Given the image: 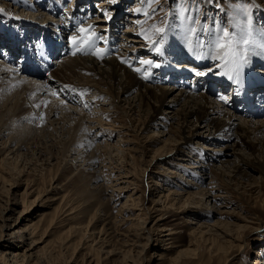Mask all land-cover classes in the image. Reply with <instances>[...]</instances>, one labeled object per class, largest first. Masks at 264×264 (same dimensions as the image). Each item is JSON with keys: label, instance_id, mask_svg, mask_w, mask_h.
Listing matches in <instances>:
<instances>
[{"label": "rangeland", "instance_id": "1", "mask_svg": "<svg viewBox=\"0 0 264 264\" xmlns=\"http://www.w3.org/2000/svg\"><path fill=\"white\" fill-rule=\"evenodd\" d=\"M98 1L92 0L89 3L93 14L108 18L119 12L120 26L130 19L135 20L133 29L134 34L138 36L127 34L135 44H138L136 40L143 39L139 42L143 48L138 49L135 57L141 54V50L152 46L151 41L145 39V36L151 37V40L159 39L151 27L153 24L166 29L159 44L160 58L143 53L146 55L143 59L152 60L153 66L164 64L163 58L172 63L171 55L164 52L166 49L164 46L168 41L169 44H174L173 47L176 49L182 51L184 48L188 55L191 52L192 54L204 52L206 47L211 50L210 53L217 55L214 40L221 34L222 29L226 28L230 33H236L239 38L241 26L247 24L250 25L253 39L260 40L261 35L264 34V9H261L264 8V0H179V3L177 0H157L150 5H146L144 0H107V8L104 9V12H108L107 15L101 13L102 8H98ZM80 2L84 4L83 1ZM257 2L261 4L257 5ZM24 3L25 0H0V10H2L0 15L2 14L5 20L8 19L5 17H15L20 14L25 20L29 18L35 20L34 15H41L40 18L48 17L42 12L45 10L38 6L34 11L35 14L31 16L24 10L25 7L22 6ZM80 7L81 5L77 6ZM185 7L191 8L188 15L195 17V25L191 20L184 19ZM151 9H156L154 14H151ZM117 15L118 13L110 20L114 18L116 22ZM40 18L37 20L42 21L43 19ZM110 20L106 21V25L111 29L114 25H111ZM188 27L202 28L204 31L199 37L192 34L189 42L186 36ZM198 40L203 41L201 46H197ZM183 51L181 55L186 58L187 54L185 55ZM262 52L264 49H260L259 53V48L246 52L244 65L247 67L250 64L248 62L250 55L256 57ZM139 66L142 65H135L137 68ZM255 67L260 69L259 66ZM57 68L48 75L57 79L61 85H68L67 79ZM261 70L264 72V69ZM153 71L151 70L150 73ZM142 75L144 77V73ZM26 79L36 80L32 77ZM91 84H94L95 88L89 87V93H95L100 89L105 91L107 96L104 93L97 102L93 104L90 102L89 107L99 103L98 108L107 112V114L104 112L105 118L117 120V125L112 127L114 131L109 130L107 126L110 125L93 123V128L88 129L86 133L87 138H93L90 144L92 147L88 144V148L84 149L70 146L68 148L70 151H64L60 142L64 139L63 134L53 128H46L48 131L43 129L44 123L40 120L41 115H38L36 109H34L35 114L22 115L13 121L0 119L2 122L0 124L4 123L2 130L8 133V136L17 135L16 140H18L23 133L21 137L25 134V137L31 140L30 146L24 145L18 152L16 160L12 158L11 151L16 149L17 141L12 142L10 145L12 150L9 152H4L2 145L0 146V175L8 180L3 188L0 180L2 189L0 190V224L4 217L9 216L8 222L11 224L18 218L15 222L17 224L15 230L24 231L26 234L32 233L31 229H34L33 238H36L35 242L39 241L35 250L41 248L40 254L36 256L37 259L34 258L36 264H84L91 258L95 259L94 262L97 264H264V179L258 184H251L245 179L230 181V177L220 173V162L217 161H211V169L190 168V162H194L198 157L189 154V149H185L184 153L178 150L180 145L177 143L181 141L182 134L173 121L161 128L156 127L157 124L144 128L146 115L142 116L138 111L127 114L126 108L125 111L122 107L111 105L112 97L117 94L112 84H109L112 85V89L107 84ZM143 84L149 85L145 82ZM47 86L50 88L48 84ZM150 86L156 88L158 93L160 87L174 88L155 84ZM53 88L56 87L53 86L49 90L50 93ZM56 90L58 91L57 88ZM180 91L183 90L174 88V93ZM53 99L57 100L55 97ZM166 100H170V97ZM67 105L73 106L71 103ZM218 105L232 114L233 125H240L242 119H245L230 111L225 105L221 103ZM104 114L102 116H105ZM216 116L229 121V118L223 114ZM246 119L253 122L257 120ZM121 122L125 127L119 125ZM23 123H26L30 130L26 128V131H21L18 127H13ZM211 130L213 131L214 127ZM204 132L207 135L208 132L205 130ZM31 133L34 135L32 136ZM161 134L164 136L160 137V142L152 141ZM261 135L263 133L253 135L254 138L250 137L248 140L258 142L261 140ZM216 136H219L217 142L230 146L227 149L231 154L227 158L248 152L246 146L241 144L240 150L233 144L234 140L229 139L226 133L220 132ZM168 137L170 141L166 140ZM51 138L52 140L45 143ZM106 142L115 146L106 149L103 146L97 147L98 144L104 145ZM196 145V142H192L190 146L195 149ZM162 150L173 151L169 157L163 156L153 160L155 154L164 153ZM92 151L95 154L93 166L91 165L93 168L89 167V164L81 163L80 158H74L77 153L88 157ZM204 152L202 151L201 155ZM50 154H53L52 159L49 158ZM260 159L264 160V155ZM250 160L254 163L253 159ZM252 169H247L249 177H259L256 170ZM253 185L256 186L252 187ZM207 189L216 198H207L206 195L202 197L196 193ZM189 193L194 195L189 196L188 199ZM186 198L189 202H185ZM5 208L11 210H6L2 215L1 212ZM41 228L46 229L44 236L39 233ZM27 242L30 243L29 240ZM29 243L15 253L22 254L29 248ZM108 243V246L114 244L117 246L116 254H105ZM17 244L23 245L22 242ZM101 245L103 248L100 247ZM189 249H193L195 254L181 255L180 260H177L178 263L174 261L179 252ZM126 251L128 259L123 257ZM105 256L107 257L104 258Z\"/></svg>", "mask_w": 264, "mask_h": 264}, {"label": "bare ground", "instance_id": "2", "mask_svg": "<svg viewBox=\"0 0 264 264\" xmlns=\"http://www.w3.org/2000/svg\"><path fill=\"white\" fill-rule=\"evenodd\" d=\"M101 1H104V0H101ZM104 4H105L104 2H101V5H104ZM258 4L260 5L261 2H257V5ZM83 8L84 7L81 6L80 8H76V10L77 9L83 10ZM261 9H264V8L262 7ZM85 10L89 12L88 9L85 8ZM40 19H43L42 21H46V24L48 23L52 27H55L54 29L55 31L56 30L62 31L66 29L68 26V24L64 21V19H62V17L56 20L49 19V18H40ZM99 20L103 21L104 19L100 18ZM132 20L133 19H131V21ZM110 21H111V25L115 26L114 18ZM134 24L135 23H133V25L128 24L124 32H126L127 34L131 33L133 31L132 28L135 27ZM98 25L100 26V24ZM102 28H105V27L102 26ZM37 30L39 31L38 27H37ZM129 36L130 35H126L125 37L126 43L124 45L128 47V50H129L127 52L128 55L130 54V55L135 56L138 49L140 47L143 48V46L140 45L139 43L140 41H143V39L136 40L138 44H135L133 43V39H130ZM171 38L175 39V37L173 36H171ZM113 40H114V37L111 40V43H115V42H112ZM129 41H130V44L128 43ZM215 42L216 41L214 40V45H215ZM177 46L179 47V45ZM212 53L213 52H211L210 54L209 49H207L206 47V50H204V52L201 51L196 54H192L191 52V54L189 55L190 56L193 55V58H195V61L198 63H205V62L207 63V62L214 60L213 62L214 67L212 66L209 69L214 68L215 70H217V66L222 63L219 64L218 60L214 59V57L216 56L214 55L215 53L214 54ZM259 53H260V48H259ZM181 57L183 56L181 55ZM129 59H131V57H128V60ZM248 62H250V64H248L247 67L243 64L238 74L231 73V72H229L228 74H224L226 71L224 67L223 68L220 67L221 69L220 71L222 74L225 75L226 78L230 76H236L238 78V76H240L244 80H246L247 83H250L252 80L256 78L262 79L263 76L253 74V68L255 66H259L260 68L264 69V52H262L260 55L258 54L256 57L255 55H250V59ZM255 62H256V65H255ZM128 64L123 65L120 62L119 58H116L113 56H110L108 58H104L102 56L101 58L96 55L95 56H85V57H71V58L60 61L58 63L57 70L60 73H62V76H64V78L67 79L66 82H68L67 84L69 88L75 89V94L80 93V92L84 93L83 97L81 98L82 102L76 103L73 101V96H74L73 94H70L71 97H69L68 99L64 96L60 100L53 99L52 93H50L49 90L53 86H55L57 87L58 91H60V89H63V87L65 86V85H61V83L57 79H54L53 77L49 75H47L42 81L26 79V78H31V77L24 76V75L21 76L19 74H16L13 69L0 63V107H1L0 119L5 120L6 118L7 120L11 119L13 121V119L20 118L22 115L35 114L34 109H36L38 110V115L43 114V117L45 116V119L43 120L44 124L42 126L43 129L53 128V130L55 129V131H60L63 134L62 136L64 137V139H62L60 142L62 144L61 147L64 149V151L69 150L68 148L70 146L84 149L87 147V144H88L89 147H92V145L90 144H92L93 138L92 139L91 137L87 138L86 133L88 129L90 130L93 128L92 127L93 123H97L98 125H102V124L110 125L107 127L109 128V130H113L112 127L117 125L116 124L117 120L112 119V118H111L112 120L111 119L108 120V118H105L106 115L104 114V112L106 114L107 112L104 109H102L101 111V109L98 108L99 103H96L97 105L95 106L89 107L90 102L92 104L97 102L98 99L104 93L106 95V92L98 89L95 93H89L88 89L89 87L95 88L94 84H91V83H97V85H99L100 83L107 84L109 88L111 89L113 88L112 87L113 85L115 87L113 88L114 91L115 89L117 90L116 92L117 96L115 95V97H112L113 104L111 105L113 106L115 105L114 107H122L123 109L126 108L128 112L125 109L124 110L126 111L127 114H129L130 112L133 114V113H136V111H138L142 113V116L146 115V121L144 123L145 124L144 128H147L148 126L152 124L153 125L157 124L156 127L160 126L161 128V127L166 126L168 122L173 121L177 129L182 134L181 141L177 143L180 145V148L178 150L184 153L185 149H189V154H192L193 156L198 157V158L196 157L197 159H195L194 162H190L191 164H193L192 166H190L191 164L189 165L190 168H194V169L198 168L201 170H206L208 168L211 169V164H212L211 161H214V162L217 161V162H220V166H219V168H221L220 173L223 174L224 176L230 177L229 179L230 181L235 180V179L236 180L245 179L246 181L251 182V184H258L262 182V180L264 179V160L260 158L264 155V119H257L256 121L253 122V120H248L245 118V119H242L243 123L241 122L240 125L239 124L233 125L232 120H231L232 114H230V112L227 109L220 107L218 105L220 103H217L214 100H210V98H208L207 96L203 94L195 95V93H190L184 90L176 94L174 93V88H168V87H162V88L160 87L159 89L160 93H158L156 91V88H154L153 86L143 84L144 82L143 80L145 76L143 77V75L140 74V72L136 71L137 67L130 69L128 67ZM252 64L255 66H253ZM178 66L184 67L185 64H181ZM181 67H177V69ZM162 70H163L162 68H158V74L161 73ZM154 71L153 73L155 74ZM183 72H187V69H185V67H184ZM45 79H47L46 82H45ZM107 81L110 83H107ZM47 84L50 86V88H48ZM109 84H112V85H109ZM65 93L69 94V92L67 91H65ZM111 96L109 95V97ZM167 97H170V100H166ZM46 101L48 102L47 106H45L44 104V102ZM62 101H67V102L62 103ZM84 102H86V104L88 105L87 107L84 106L85 105ZM68 103H71L73 106H68L67 105ZM38 104L40 105V107L36 106ZM176 107H179V109H177ZM102 114H104L105 116H102ZM216 114L218 115L223 114V116L229 118V121H225V119H222V118L220 119V117L216 116ZM119 125L121 127H125L124 123L122 122ZM3 126H4V123L3 125L0 124V146L2 145L1 148L4 149V152L5 151L9 152L12 150L11 149L12 147L10 146L12 145V142L17 141L15 142V144H17L15 147L16 149L11 151V153L13 152L12 158L15 159L18 157L19 155L18 152L21 151L24 145L30 146L31 140L28 137H25V134H24V137H21L23 136V133L20 135L21 138L19 137V139L16 140L17 135L16 137L8 136L9 134L4 133V131L2 130ZM13 127H16V128L18 127L19 129H21V131L22 130L26 131V128H29L27 127L26 123L25 124L23 123V125L21 124L15 125ZM212 127H214L213 131L211 130ZM48 129H46V131H48ZM204 130L208 132L207 135L204 134L205 133ZM16 132L18 133V131ZM220 132L226 133L229 139H233L235 142L233 144L238 146L240 150L242 149L241 144L243 146H246L248 148L247 150L248 152L238 153L236 154L234 158H227L231 154L229 149H227L230 146L228 144H222V143L217 142V138L219 136H216V135L219 134ZM33 133H31L32 136L34 135ZM161 133H163V131ZM262 133L263 135H261L262 136L261 140H259L258 142H252L248 140L250 139V137L254 138V136H256L257 134L260 135ZM162 136L164 135L161 134L160 136L153 139L152 141L160 142L161 141L160 137ZM5 137L7 138L4 140ZM169 138L170 137H168L166 140H169ZM50 140H52V138L49 140H46L45 143H48ZM51 142H50V145H51ZM125 142H128V141H125ZM192 142L197 143V145L195 146L196 147L195 149H192L193 147L190 146ZM98 146L99 147L103 146L106 149V147L111 148L115 145H111L110 143L106 142V144L104 145L98 144L97 147ZM3 149L1 150L2 152H3ZM93 151L91 153L89 152L90 156L88 157H85V155L77 153L74 158L75 159L80 158L81 163L84 162V164L86 165L89 164V167L93 168L92 164H93V161H94L93 158L95 155ZM164 151L166 150H162V152ZM172 151L173 150L169 152L168 151L164 152L162 154L161 153L155 154L152 159L158 160V158L160 157L162 158L163 156L169 157ZM202 151H205L203 155H201ZM112 152H114V149H112ZM253 154L257 156H252ZM52 155L50 154L49 158H51ZM4 159L5 157L2 158V161ZM250 159H253L254 163L251 162L252 160ZM185 160H187V158ZM251 168H253L252 170L255 169L256 174H259L260 176L259 177H255V176L249 177L248 170ZM0 180H2L1 187L3 188L5 186L4 184H7L6 181L8 180H5L3 175H0ZM202 181L204 180L202 179ZM255 186L256 185H253L252 187H255ZM1 187H0V190H2ZM210 192L211 191L207 189V190H200L196 193H199L202 197L206 195L207 198H210V197L216 198ZM193 195L194 193H189L187 198L189 199ZM187 198L185 202H189ZM6 210H11V209L5 208L4 210H2L1 214L3 215L6 212ZM8 217L9 216L4 217V219H2V223L0 224V264H36V261L34 260V258L40 254L39 250L41 248L38 250H35V248L38 247L37 244L39 241L35 242L36 238L35 239L33 238V236H35L33 234L34 229H31L32 233H26V234L24 233V231L21 232V231L15 230L14 228L17 225L15 222L18 221V218L15 219L13 223L11 224L10 222H8L9 220ZM158 220L159 219H157V221ZM39 233L41 236H44V234L46 233V229L41 228L39 230ZM28 240L30 241V243L27 242ZM17 242H20V243L22 242L23 245H18ZM28 243H29V248L25 249V251H23L22 254H20L19 252L15 253V251H18V249L23 247L25 244L27 245ZM109 243L106 246H108ZM100 247L103 248V245H101ZM116 251L118 252V248L114 244V245L108 246V250H106L105 254L114 255L116 254L115 253ZM41 253H42V250H41ZM185 254L194 255L195 253H193V249L181 251L179 252L177 256H175L174 261L176 260L175 262L178 263L177 260L179 259V256L185 255ZM126 255H127V251L126 253H124L123 257L127 258ZM106 257L107 256H105L104 258ZM35 259H37V257ZM94 260L91 258L89 261L86 260L84 264H97L96 262H94ZM105 264H109V263H105Z\"/></svg>", "mask_w": 264, "mask_h": 264}, {"label": "snow or ice", "instance_id": "3", "mask_svg": "<svg viewBox=\"0 0 264 264\" xmlns=\"http://www.w3.org/2000/svg\"><path fill=\"white\" fill-rule=\"evenodd\" d=\"M157 0H144L146 5H150L156 3ZM179 3V0H177ZM2 11V10H0ZM156 9H151V14H154ZM191 12L190 7H185L184 9V19H188L192 21V24H196V20L194 16L188 15ZM149 15V13H145ZM107 15V13H105ZM154 29V34L159 37V39L151 40V37L145 36V39L151 41L153 49L157 52H161V48L159 44L163 39V33H165L166 29L163 27H157L154 24L151 26ZM204 29H197L196 27H188L186 29V36L189 38V42H191V35L196 34L199 37L200 33L203 32ZM80 33H84V36H73L71 38V42L73 47L75 48V52H85L88 50L95 49L94 54L98 57H101L105 54V49L101 47H97V43L99 41H103L105 37L103 34H98L94 31L93 25H88L87 28L80 27ZM143 34V33H142ZM215 48L217 49V55L214 57L216 60L223 61V67L226 69L224 74H228L229 72L238 74L243 64L246 62V52H250L253 48H260L264 49V34L261 35L260 40H256L252 38V31L250 25H242L239 38H237L236 33H230L228 29H222L221 34L215 37ZM203 44L202 40H198L197 46H201ZM140 64L147 66L148 68L153 66L152 60H140ZM155 67H159V64H156ZM136 71H141L140 68H137ZM196 75H204L203 72H196ZM150 73L145 70L144 76L148 78ZM62 91H67L69 93H75V89L69 88L68 85L63 87ZM84 93L80 92L73 96V101L76 103H80L81 98L83 97ZM220 99L225 100V97L221 96ZM67 101H62V103H66ZM227 102V101H226ZM47 101L44 102L45 106H47ZM40 107V105H36ZM87 107L88 105L85 103L84 105ZM40 120L43 121V114L40 116Z\"/></svg>", "mask_w": 264, "mask_h": 264}]
</instances>
